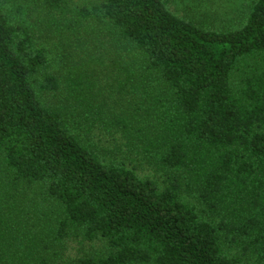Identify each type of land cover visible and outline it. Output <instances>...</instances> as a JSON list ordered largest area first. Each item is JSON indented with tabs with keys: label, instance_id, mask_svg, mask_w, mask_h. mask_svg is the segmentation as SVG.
Instances as JSON below:
<instances>
[{
	"label": "trees",
	"instance_id": "obj_1",
	"mask_svg": "<svg viewBox=\"0 0 264 264\" xmlns=\"http://www.w3.org/2000/svg\"><path fill=\"white\" fill-rule=\"evenodd\" d=\"M170 3L0 0V264H264V0Z\"/></svg>",
	"mask_w": 264,
	"mask_h": 264
},
{
	"label": "rangeland",
	"instance_id": "obj_2",
	"mask_svg": "<svg viewBox=\"0 0 264 264\" xmlns=\"http://www.w3.org/2000/svg\"><path fill=\"white\" fill-rule=\"evenodd\" d=\"M88 0H72L75 4H83ZM248 0H171L170 8L182 17L199 18L201 13H211L210 18L217 24H235L243 19L245 5ZM86 246L69 242L67 250L62 257L66 258L83 256ZM59 264H61L59 262Z\"/></svg>",
	"mask_w": 264,
	"mask_h": 264
}]
</instances>
